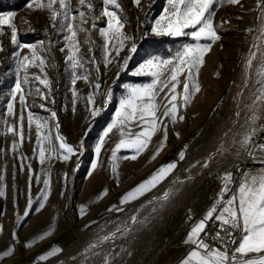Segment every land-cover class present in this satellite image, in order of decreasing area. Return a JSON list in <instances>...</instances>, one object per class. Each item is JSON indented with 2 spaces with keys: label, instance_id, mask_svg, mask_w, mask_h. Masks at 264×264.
I'll use <instances>...</instances> for the list:
<instances>
[{
  "label": "rangeland",
  "instance_id": "rangeland-1",
  "mask_svg": "<svg viewBox=\"0 0 264 264\" xmlns=\"http://www.w3.org/2000/svg\"><path fill=\"white\" fill-rule=\"evenodd\" d=\"M29 2L30 0H27L16 10L0 11V13H15L14 23L17 27L19 42L38 45V55L46 58V67L43 72L38 67L30 66L28 69L30 83L24 85L26 95L25 140L21 144L18 135L21 111L19 94L15 101L11 100V92L17 79L16 58L13 54L19 51L22 58L26 55L31 56V50L14 47L8 35L9 29L6 26L3 28L5 34L0 35V45L3 47V51H0V189L3 190L4 195L0 196V221L3 218L12 219L22 216L31 197L33 208L31 215L24 223L37 227L43 223V217L32 218V216L39 210L38 203L42 202L45 178L49 179L50 187L59 192L60 187L74 184L72 182L78 172L86 173L93 170L91 165L97 159L98 166L95 171L98 181L102 183L106 176L114 178L111 172L110 156L111 149L120 139L119 131L113 129L109 136L105 137L99 158L96 157L95 148L108 125L115 118L119 101L126 95L127 90L135 85L151 81L149 76L136 75L139 66L154 56L167 58L182 44L193 43V41L189 37H156L151 34V26L167 7V0H141L139 6H136L133 0H118L121 5L119 14L126 21L123 31L134 38L137 51L131 55L127 68H123L124 58L129 55L128 47L121 50L117 56L114 47L116 42L113 41L108 48L110 53L108 59L112 63L105 67L104 39L100 35V29L106 27V20L104 17L98 16L99 10L103 7L102 0H92L97 9L98 18L93 21L89 15L88 23L81 25L87 32H80L77 36V40L80 42L79 56L86 62L85 67L78 71L90 74L89 81L77 80L74 87L78 96L75 105H73L71 69L66 60L67 47L64 39L66 33H58L52 27L49 10H38L35 6L28 8ZM257 3L258 0H240L237 5L225 2L216 8L214 26L217 27L221 38L205 55V62L199 69L197 82L201 90L193 95L185 109L182 106L185 77H180L181 82L177 87L180 96L176 103L180 105L178 115L184 117L183 121L177 120V123L172 124L170 119H164L162 117L164 109L161 107L157 112V115L163 119V124L160 125L161 131L152 137L147 149L135 160L122 158L131 156L133 153L130 150H121L118 153L119 181L138 179L141 176L144 178L145 174L149 178L161 165L176 161L179 152L187 145L185 159L178 162L176 169L157 188L124 207L125 211L101 217L97 224L86 232L69 238L65 246L61 248L62 251L54 257L62 255L80 241L84 242L96 236L100 225H107L105 232L101 235L114 230L116 224L125 220L133 210L154 196L161 195L163 190L172 185L173 180L176 178L185 179L188 175L186 169L214 150L217 136L221 135L229 125L228 113L239 69L248 46L258 30L260 22L258 17H260L261 9H264V3H261L259 8ZM77 7L78 0H71V8L75 10ZM83 10L87 12V8ZM221 21L227 22L221 23ZM74 23L79 25L80 22L77 20ZM248 29L251 31H247ZM86 40L90 42H85ZM40 41H44L42 47L39 46ZM61 48H64L65 51H61ZM90 48L92 51H89ZM45 74L51 82L50 97L54 98L55 103H52L51 99H41L38 95H28L29 91L35 93L37 86L43 88L42 85H38V82L31 81V77L38 75L44 78ZM97 76L99 77L98 81ZM23 77L24 72L21 71L20 78L23 79ZM162 79H166V77H162ZM96 82L101 85L98 91L94 87ZM90 93L93 94L94 99V104L91 105L87 101ZM109 94L110 99L108 98ZM163 96L164 93H160L157 102L167 103L162 99ZM10 102L14 106V115L7 113ZM49 110L56 112L54 119L51 118ZM93 110H98L96 116H92ZM28 111H31L36 118L30 126L27 122ZM37 120L41 123L47 121L46 127L41 129L42 135L49 129L51 130V142H44L45 148L51 149V151H46V160L43 165L34 155L37 141ZM164 124L167 125V143L156 159L152 160L151 157L157 145L163 139ZM11 126L16 127L17 135L14 136L8 131ZM130 127L133 133L141 130L135 124ZM176 133H179V138ZM57 135L64 137L66 143L78 148L77 153L70 156L67 161L62 158V150L59 149L60 141L55 139ZM13 140H16L18 145L15 152L12 151ZM256 142L264 144V132L259 133ZM259 155L260 153L257 152V156ZM20 157L25 159H20ZM22 164L25 165L23 169L21 168ZM29 164L35 177L31 181V190H29V169L27 167ZM252 164L256 163L248 160L245 163L237 162L227 167L220 164L219 171L230 169L238 177V169L241 170V168ZM197 168H193L192 171ZM198 170L192 172L195 174V178L180 186V190L176 192L177 207L175 210L158 215L157 219L151 221L147 228L137 232L134 238L129 237L126 240L117 239L115 241L116 245H124L132 253L131 256L125 254L120 264H152L163 253L175 254L177 252L180 243L185 240L190 226L195 222L194 217H192L194 220H189L185 209L191 207L196 214H200L215 200L216 187L219 184L216 178L217 165L213 164L211 169L205 170L202 175H196ZM65 175H67V179H65ZM54 195L55 193L52 194L51 199H54ZM150 206L145 212L150 211ZM111 247V244L105 245L106 249ZM54 257H50L48 260ZM82 259L83 257H80L71 264H80ZM46 261L32 264H44Z\"/></svg>",
  "mask_w": 264,
  "mask_h": 264
},
{
  "label": "snow or ice",
  "instance_id": "snow-or-ice-1",
  "mask_svg": "<svg viewBox=\"0 0 264 264\" xmlns=\"http://www.w3.org/2000/svg\"><path fill=\"white\" fill-rule=\"evenodd\" d=\"M136 6H139L141 0H133ZM237 5L240 0H167V7L158 19L154 21L150 32L156 37H189L193 43H184L176 49L167 58L154 56L147 59L139 66L136 75H145L151 77V81L145 84L135 85L127 90L119 101V107L116 110L115 118L108 125L103 136H101L95 148L96 157L99 158L101 148L105 142V137L113 129H117L120 133V139L111 149L110 165L111 172L119 186L118 173V153L121 150H130L131 156L122 157L123 159L135 160L138 156L147 149L152 137L161 131L160 125L163 124V119L157 115V112L163 107L162 117L170 119L172 124L177 123V120L183 121L184 117L178 115L179 107L176 103L180 93L177 92V87L180 84V77L184 76L182 99L183 107L186 109L193 95L198 93L200 85L197 82L199 69L204 64L205 55L210 52L213 44L220 40L217 27L214 26V17L216 8L224 3ZM264 3V0H258L257 7ZM103 7L99 10L98 16H102L106 20V27L100 29V35L104 39L105 50V67L112 63L108 59L109 45L115 41L116 55L120 54L126 46L128 47L129 55L124 58L123 68H127L131 55L137 51V45L134 38L127 35L123 29L126 21L119 14L121 5L118 0H102ZM35 6L38 10L47 9L50 11V20L52 27L58 32L66 33L64 39L66 41L67 55L66 60L70 64L71 69V88L73 105H75L78 92L74 87L77 80L83 79L89 81L90 74L79 72V69L85 67V61L79 56L80 48L77 36L80 32H87L81 25L88 23L87 17L90 15L93 21L98 18L96 15L97 9L92 3V0H78V7L73 10L71 8V0H30L27 4L28 8ZM87 8V12L83 9ZM14 12L0 13V35H4L3 28L6 26L9 29L8 35L10 42L14 47L31 50V56L20 57L19 51L13 55L16 58V82L14 89L11 92V100L15 101L19 94V103L21 107L19 115V141L22 144L25 140V114L26 95L24 85L30 83L28 75L29 67H38L41 72L46 67V58L38 55L36 44H21L18 40V31L14 23ZM258 19L261 21V34L255 38L249 49V55L243 63V83L239 86L234 97L236 103L235 119L232 125L222 132L213 151H210L202 160L196 161L186 171L188 175L185 179L176 178L172 181V185L168 187L162 195L154 196L133 212L123 221L116 224L114 230L105 232L107 225H100L96 238L83 249L79 254L83 259L80 264H120L123 256L126 254L131 256V251L124 245H116L117 239H128L135 237V234L141 229L147 228L150 223L149 217L152 213H157L162 209L172 196L180 189L176 185L183 186L186 182L193 180L195 177L192 174V169L199 166L196 175H202L205 170H210L213 164L217 165L216 178L220 187L216 193V198L213 204L208 208L205 214L192 227L185 240L186 245L192 247L182 258L180 264H264V144L256 142V137L259 133L264 132V9H261V14ZM79 20V25L74 22ZM227 21H221L226 23ZM247 31H251L248 29ZM147 35V33H145ZM85 42H90L86 40ZM44 41L39 42V46H43ZM65 51L64 48L60 49ZM0 51H3L0 45ZM89 51H92L90 48ZM94 62V61H93ZM24 72L23 79L20 78V72ZM99 68L97 66V72ZM119 74V73H118ZM166 77V79H162ZM99 77L97 76V81ZM31 81L38 82L43 88L37 86L35 93L29 91L28 95H38L41 99L49 100L55 103L54 98L50 97L51 82L46 77L34 75ZM95 89L98 91L101 85L96 82ZM167 89V91H165ZM47 90V91H45ZM245 90H248L247 99L250 103H244ZM164 93L162 99L167 103L161 104L157 102L160 93ZM110 99V94L109 97ZM88 104H94L93 94L90 93L87 98ZM107 102V100H106ZM243 104V108H241ZM43 107V105H40ZM13 103H9L7 107L8 115H14ZM50 111L51 118L56 117L55 111ZM244 113L243 123H240L241 113ZM92 116L98 114V110L92 111ZM36 119L31 111L27 113V122L29 126ZM135 124L141 130L133 133L131 125ZM239 124V131H234ZM47 121L41 123L36 121V148L34 155L38 157L39 163L43 165L46 160V149L44 142H51V130L42 135L41 129L45 128ZM58 129L59 125L56 124ZM163 139L159 142L151 159H156L167 143V125L163 126ZM14 136L17 135L16 127L8 128ZM179 138V133H176ZM127 137V138H126ZM56 140L60 141L59 149L62 150V158L67 161L70 156L75 155L78 151L73 145L64 141V137L57 135ZM82 146V145H81ZM18 145L16 140H13L12 151L15 152ZM188 146L178 154L176 161L161 165L152 175L146 180L141 181L134 188L124 193L119 200V204L111 205L106 209L107 212H123L124 206L139 200L141 197L157 188L167 177L176 169L179 161L185 159V154ZM257 152L260 153L257 156ZM245 155L246 158L256 164H259L255 170L243 169L239 170V176L230 169L219 171L221 161L230 156L239 157ZM20 159H25L20 157ZM25 165H21L23 169ZM98 166V159L91 165L95 170ZM29 169V181L31 190V181L35 178L31 165H27ZM91 175V173H89ZM67 179V175H65ZM44 188L42 192V200L48 199V191L50 181L48 178L43 180ZM107 194V189L97 197L101 199ZM4 192L0 189V196ZM29 209L24 212L27 217L30 213L33 200L29 198ZM149 205H152L151 212L148 215L141 216V213ZM44 204H40V209H43ZM87 206L81 205L79 215L81 218L87 213ZM191 213V209H189ZM189 220L192 219L189 215ZM215 222L212 232L207 231L209 224ZM95 221L85 225V228L91 227ZM55 228H50L38 236V240H43L51 235ZM17 234L13 233V240H17ZM211 240L212 243L208 241ZM33 241L32 243H34ZM32 243L26 244L25 247H31ZM111 244L112 247L106 249L105 245ZM117 248L119 249L117 251ZM14 247L10 246L6 251L0 254V259L10 257L14 254ZM62 251L61 248L53 246L46 255L39 256V260L46 261L50 257L56 256ZM76 260V257H72Z\"/></svg>",
  "mask_w": 264,
  "mask_h": 264
},
{
  "label": "crops",
  "instance_id": "crops-1",
  "mask_svg": "<svg viewBox=\"0 0 264 264\" xmlns=\"http://www.w3.org/2000/svg\"><path fill=\"white\" fill-rule=\"evenodd\" d=\"M260 167L259 164L248 165L241 170L247 168L255 170ZM91 173V175H89ZM148 178L145 177L133 178L132 180H121L119 186L115 178L106 176L105 180L100 183L98 181V175L95 170L84 172H78L75 175L74 184L71 186L60 187L59 192L49 187L48 199L39 202L36 213H33L32 218L43 217V223L37 227L34 225H28L24 223L27 221L30 213L27 217L23 214L18 218L13 217L3 218L0 221V254L13 246L15 251L10 257L0 259V264H32L40 262L39 256L46 255L51 247L56 246L63 248L69 238L77 237L89 230L92 226L97 224L101 217L115 215L116 212H107L106 209L111 205L119 204L120 197L138 185L141 181ZM220 187V184L216 187V193ZM107 189V194L101 199L97 200V197ZM55 193L54 199H51L52 194ZM215 193V198H216ZM134 202V201H133ZM131 202V203H133ZM43 203V209H40V204ZM129 203V204H131ZM125 205L124 207L128 206ZM81 205L87 206V213L81 218L79 215V208ZM210 206L200 214L195 212V222L193 225L202 218L205 212ZM33 207L31 206V209ZM29 209V204L27 209ZM25 210V211H26ZM193 219V218H192ZM193 219V220H194ZM95 221L91 227L85 228L90 222ZM55 228V231L51 235L47 236L43 240H38L37 237L44 232L49 231L50 228ZM192 226H190L191 228ZM189 228V229H190ZM17 234L18 239L13 240V233ZM35 241L34 243H32ZM32 243L31 247H25L26 244ZM191 245H186L184 242L180 243V246L175 254L163 253L159 255L152 264H180L182 258L191 248Z\"/></svg>",
  "mask_w": 264,
  "mask_h": 264
},
{
  "label": "bare ground",
  "instance_id": "bare-ground-1",
  "mask_svg": "<svg viewBox=\"0 0 264 264\" xmlns=\"http://www.w3.org/2000/svg\"><path fill=\"white\" fill-rule=\"evenodd\" d=\"M260 34H261V21L259 22L258 30H257L255 36L253 37V40L251 41V43L248 46L247 52H246V54L244 56L243 62H242L241 66H240V69H239V73H238V76H237V80H236V83H235V86H234V94H233V99H232V102H231V108H230V111L228 113L229 125H228L227 128H229L232 125V121L235 119V115L234 114L236 112V103L234 102V97H235V95H236V93L238 91L239 86H242V83H243V72H242V68H243L244 60L249 55V49L251 48V46L253 45V43L256 42L255 38L258 37ZM248 95H249L248 90H245L244 103H250V101L247 99ZM241 108H243V104H241ZM243 119H244V113L242 112L241 113V118H240V123H243ZM262 122H264V121H262ZM233 130L234 131H239L240 130L239 124H237L236 128L233 129ZM219 137H220V135L217 136V138L215 140V143L218 142ZM207 155H208V153H207ZM246 161H248V159L246 158L245 155L242 154L239 157L230 156L227 159L221 161L220 164L221 165H225L227 167V166H229L231 164H235L237 162L245 163ZM197 167H199V166H197ZM198 169L199 168L193 170L192 172H195ZM193 176H195V174H193ZM180 186L181 185H176L177 188H180ZM164 191L165 190H163V192ZM176 205H177V198H176V193H175V195L170 198V201L162 209H160L157 213H152V215L149 217L150 223H151V221L155 220V218L158 215L164 214L165 212L166 213H169V212H172L173 210H175V208L177 207ZM152 207L153 206L151 205L149 212H145V211H147L146 210L147 208H145L144 211L141 213V216L148 215L151 212ZM163 219H166V218H163ZM95 238H96V236L91 237L89 240L84 241V242H81L80 241L79 243L73 245L68 250H66V252L63 253L62 255L57 256V257H54L53 259L46 261V263H44V264H71V263H73L74 261L78 260L81 257L79 254ZM72 257H76V260H73Z\"/></svg>",
  "mask_w": 264,
  "mask_h": 264
},
{
  "label": "trees",
  "instance_id": "trees-1",
  "mask_svg": "<svg viewBox=\"0 0 264 264\" xmlns=\"http://www.w3.org/2000/svg\"><path fill=\"white\" fill-rule=\"evenodd\" d=\"M27 0H0V11L16 10Z\"/></svg>",
  "mask_w": 264,
  "mask_h": 264
},
{
  "label": "built area",
  "instance_id": "built-area-1",
  "mask_svg": "<svg viewBox=\"0 0 264 264\" xmlns=\"http://www.w3.org/2000/svg\"><path fill=\"white\" fill-rule=\"evenodd\" d=\"M189 209H191V213H189ZM185 213H186V215H187L188 217H189V215H191V217H194V216H195V211H194V209L191 208V207H187V208L185 209ZM214 223H215V222L213 221L212 223L209 224V227H208L207 231L212 232V231L214 230V228H213ZM208 242H209V243H212L211 240H209Z\"/></svg>",
  "mask_w": 264,
  "mask_h": 264
}]
</instances>
